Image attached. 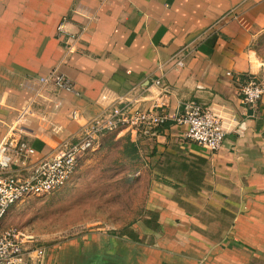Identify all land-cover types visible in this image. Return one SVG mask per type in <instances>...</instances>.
I'll return each instance as SVG.
<instances>
[{"label":"crops","instance_id":"0c3cea01","mask_svg":"<svg viewBox=\"0 0 264 264\" xmlns=\"http://www.w3.org/2000/svg\"><path fill=\"white\" fill-rule=\"evenodd\" d=\"M63 17L72 31L87 26L67 56L55 39ZM56 67L77 94L40 85ZM248 76L264 86V0H0V138L30 105L29 165L117 100L168 117L151 136L100 140L127 136L144 155L146 215L109 236L107 250L83 243L82 254L50 250L40 264H264V95L256 113L242 105ZM188 100L220 117L218 151L183 139L173 117Z\"/></svg>","mask_w":264,"mask_h":264},{"label":"built area","instance_id":"2783aa9c","mask_svg":"<svg viewBox=\"0 0 264 264\" xmlns=\"http://www.w3.org/2000/svg\"><path fill=\"white\" fill-rule=\"evenodd\" d=\"M70 26V19L63 17L55 28L56 40L64 48L66 56L76 52L87 27L83 25L72 31ZM176 57H173V62L181 67L182 61ZM226 75L231 76L230 73ZM39 83L43 87L52 85L57 91L77 94L70 80L57 67L40 77ZM154 85L163 94L167 93L168 87L160 81ZM263 95V84L253 76L246 77L238 89L242 105L253 113H256ZM157 109L159 106L156 104L142 109L137 101L117 100L110 108L88 120L77 137L57 147L51 159L29 165L34 150L26 140L24 123L33 113L30 105L20 108L0 138V264L37 263L43 257V251L35 246L32 235L14 228H3L12 206L23 199L49 194L63 187L75 171L78 160L84 154L97 150L103 137L122 132L143 137L153 135L168 120L167 115ZM71 118L77 120L79 116L72 112ZM173 122L183 128V139L187 143L208 152L218 151L227 134L220 117L193 100L181 104ZM14 164H17L16 170L12 168Z\"/></svg>","mask_w":264,"mask_h":264},{"label":"rangeland","instance_id":"374dc122","mask_svg":"<svg viewBox=\"0 0 264 264\" xmlns=\"http://www.w3.org/2000/svg\"><path fill=\"white\" fill-rule=\"evenodd\" d=\"M101 142L78 160L63 187L12 206L3 228L32 235L44 258L50 250L81 252L89 242L98 246L96 252L107 250L109 236H119L146 215L149 177L141 173L144 155L127 136Z\"/></svg>","mask_w":264,"mask_h":264}]
</instances>
